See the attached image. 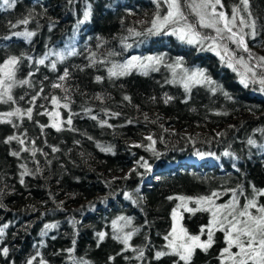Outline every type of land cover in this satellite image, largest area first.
Masks as SVG:
<instances>
[{"label":"trees","instance_id":"trees-1","mask_svg":"<svg viewBox=\"0 0 264 264\" xmlns=\"http://www.w3.org/2000/svg\"><path fill=\"white\" fill-rule=\"evenodd\" d=\"M248 10L247 42L264 53V0ZM165 13V0L0 7V69L17 58L0 74V264H224L220 229L187 262L171 249L178 200L191 201L190 235L211 215L192 199L264 208V83L241 82L176 24L156 31Z\"/></svg>","mask_w":264,"mask_h":264},{"label":"rangeland","instance_id":"rangeland-1","mask_svg":"<svg viewBox=\"0 0 264 264\" xmlns=\"http://www.w3.org/2000/svg\"><path fill=\"white\" fill-rule=\"evenodd\" d=\"M165 2L166 13L164 17L168 15L170 10L168 0H165ZM210 2L214 4L215 0H210ZM202 3H204V0H179V12L182 14V18H176L174 21L170 20L168 22L172 23V25L176 24L172 27L174 29L172 32L180 38L183 35V40L191 44H199L214 53L221 61L227 64L228 68L235 72L241 82L242 80L250 82L258 78L256 84L261 86V78L258 75H264V62L258 58L264 57V53L259 52L258 49L252 47L247 42V38H253L254 36L251 33L255 32V26L249 27V25L254 23V19L248 10V4L246 9L241 4L240 6L232 7L229 11H225L219 4L215 6V12H213L211 6L200 7ZM234 8L238 9V13L235 21L229 27L232 28L233 32L244 35L248 51H245L236 42V39H229L231 34L224 28V20H221L218 16L220 12H223L228 20H232ZM201 17L204 19L203 25L200 23ZM242 20L243 23H241ZM159 23H163V19ZM187 25H192V28L187 29ZM11 67L12 65L4 64L0 69V74L3 78H6L10 73ZM261 113H264V110ZM158 124L161 125L162 122ZM163 130L175 134L181 133L185 135L188 133V131L166 127V125L163 127ZM216 132L217 130H215ZM144 137L148 138L149 135H145ZM131 144H136V142H131ZM189 166L191 169H194L192 165ZM153 177L151 176V178ZM219 197L221 195L216 194L214 197H207L199 201L192 199L195 202L193 208L202 207L203 209H208L211 214L206 226L202 227L203 231L201 229L196 235L188 234L182 223V208L190 209L191 201L180 198L178 200V207L174 209L175 211H172L170 216L169 246L180 257V253L183 252L182 245L191 246L195 244L197 245L195 248H201L198 246L199 244H208L209 231H211V235L213 236V233L220 229L223 230V238L225 239L222 256L224 264H241V262L243 264H248V262L250 264H262L260 256L256 255V253L264 255V249L259 245V241L264 239V224L257 223L261 218H264V212L261 211L262 208L257 206L253 201L242 202L239 205L238 196L235 194L229 195L217 202ZM242 212L245 215H241ZM233 224L236 225L237 229H242L243 231L237 232L233 230ZM249 232L251 236L247 234ZM237 236H239L238 242L236 241ZM189 237H199V240L192 241L188 239ZM252 237H255V239L253 240ZM249 240H252L251 248L248 247ZM225 249H228V251L225 252Z\"/></svg>","mask_w":264,"mask_h":264},{"label":"snow or ice","instance_id":"snow-or-ice-1","mask_svg":"<svg viewBox=\"0 0 264 264\" xmlns=\"http://www.w3.org/2000/svg\"><path fill=\"white\" fill-rule=\"evenodd\" d=\"M168 3H169V5H170V10H169V12H168V15L165 16V17L163 18V23H161V24L159 25V27H157L156 21H155V20L153 21V28H155L156 31H159V28L163 27V24L168 23L170 20H171V21H174L176 18H182V14H180V12H179V0H168ZM241 3L243 4L244 8L246 9V8H247V4H248V0H241ZM13 4H14V0H3V4L0 5V7H4V6H6L7 8H11V7H13ZM219 4H220V0H215V3H214V4H212V3L210 2V0H204V3H202V4L200 5V7H209V6H211L212 9H213V12H215V6H216V5H219ZM194 7H195V6H194ZM237 13H238V9L234 8V9H233L232 20H228V19L225 17V14H224L223 12H220V13L218 14V16H219V18H220L221 20H224V28H225V29L231 34V35L229 36V39H236V42H237L241 47H243L245 51H248V49H247V45L245 44V38H244V35H240V34H238V33H236V32H233V31H232V28L229 27V25H230L233 21H235ZM85 18H87V13H85ZM27 22H28L27 20H23V21H21L20 23H25V24H26ZM200 23L203 25V23H204V19H203V17H201V21H200ZM241 23H243V20L241 21ZM254 26H255L254 23L251 24V25H249V27H254ZM13 27H15V25H13ZM186 27H187V29H191V28H192V25H187ZM147 34H148V35H153V34H155V33L152 31V29H149V31H148ZM193 34H195V33H193ZM13 35H25V34H23V33H14ZM31 35H32V33H30V32L27 33V36H31ZM136 35H139V34L137 33ZM251 35L254 36V35H255V32H252ZM237 37H238V39H237ZM183 38H184V36L182 35V36H181V39H183ZM5 39H7V37H5ZM135 59H136V58L134 57L133 60H135ZM148 59L151 60V59H153V58L149 57ZM258 59H259L260 61L264 62V57H259ZM16 63H17V58H15V57H12V58H10L9 60L5 61V64H6V65H15ZM40 63H43V61H40ZM128 66H131V64L126 65V66H124V67H128ZM112 74L115 75L116 73L113 72ZM121 74H123V73H121ZM200 75L202 76L203 73H200ZM193 76H196V73H193ZM61 79H63V77H61ZM98 79H99V78H98ZM26 82H27V81H23L22 83H26ZM197 82H200V81H197ZM242 82H245V81L242 80ZM261 83H264V80H262ZM9 99H11V97H9ZM30 111H31V110H29V112H30ZM69 123H70V121H69ZM9 139H14V137H10ZM148 139H151V137H148ZM21 143H22V141H21ZM249 143L251 144V143H253V141L249 140ZM226 154H227V153H226ZM200 155H203V154H200ZM138 163H139V162H138ZM144 167L147 168V167H149V166L145 163V164H144ZM21 182L23 183V181H21ZM214 195H215V194H214ZM170 199H171V198H170ZM174 211H175V210H174ZM189 211H191V209H189ZM261 211L264 212V208H262ZM241 215H245V213L242 212ZM257 223H258V224H264V218H261V220H260V221H257ZM5 227H7V225H5ZM45 227H46V228H51V227H55V225H45ZM232 229L235 230V231H237V232H241V231H243L242 229H237L235 224L232 225ZM202 231H203V229H202ZM2 232H3V229H0V233H2ZM247 234L251 236V233H250V232L247 233ZM99 238H100L101 240H103V238H104V234H103V233H100V234H99ZM188 239H189V240H192V241H198V240H199V237H189ZM211 239H212V235H211V231H209V240H208V244H199L198 246L201 247V248H207V247L210 245V243H211ZM252 239L254 240L255 237H252ZM236 241H237V242L239 241V236L236 237ZM259 245H260V247H261L262 249H264V239H261V240L259 241ZM196 246H197V245H195V244H193V245H191V246L182 245L181 247L183 248V252L180 253V258H181L182 260H184L185 262L189 261V260L191 259V256H192L193 249H194ZM248 247H249V248L252 247V240H249V241H248ZM242 250H243V249H242ZM3 251H4L5 254L7 253V249H4ZM224 251L227 252L228 249H225ZM164 254H165V253H157V256L159 257V256H162V255H164ZM256 255H257V256H260V259H261V261H262V264H264V255H261L260 253H256ZM250 258H252V257H250ZM29 264H31V261H29ZM241 264H243V262H241Z\"/></svg>","mask_w":264,"mask_h":264}]
</instances>
